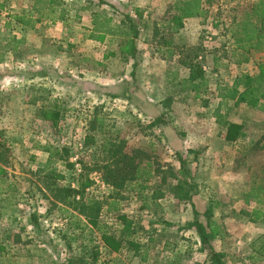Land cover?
Masks as SVG:
<instances>
[{"label":"rangeland","instance_id":"obj_1","mask_svg":"<svg viewBox=\"0 0 264 264\" xmlns=\"http://www.w3.org/2000/svg\"><path fill=\"white\" fill-rule=\"evenodd\" d=\"M59 1L64 20L50 0H0V264H209L188 225L194 209L205 223L209 205L211 244L225 264H264V96L261 108L220 96L264 63L257 50L238 63L230 33L257 0H212L177 29L178 0ZM101 9L113 23L128 13L143 25L135 58L119 38H87ZM195 51L202 82L183 81L180 59ZM149 93L161 101L146 105ZM112 145L130 171H146L122 188L93 169L114 165ZM183 178L195 185L189 200L167 188ZM56 185H82L84 199L102 201L99 220L117 250L82 217L75 225ZM112 198L117 211L107 210ZM123 216L132 221L127 238Z\"/></svg>","mask_w":264,"mask_h":264},{"label":"trees","instance_id":"obj_2","mask_svg":"<svg viewBox=\"0 0 264 264\" xmlns=\"http://www.w3.org/2000/svg\"><path fill=\"white\" fill-rule=\"evenodd\" d=\"M50 1L51 4L48 8L49 12H58L56 18L64 20L65 8L57 7L61 2L59 0ZM211 2L212 0H178L175 6L177 11V15L175 16L176 25L172 28L177 29L181 25L183 18L203 16L206 12L205 5L210 4ZM27 16L24 13H17L12 15V18L23 26L31 27L34 20ZM41 16L43 17V15H40V17H37L35 20H40ZM90 25L91 27L89 28L87 38L100 39L106 35L110 36V40L119 38V46L124 48L132 58L136 57V40L140 34V27L143 29V25L137 24L128 13H124L123 17L118 22L113 23L111 22V18L104 13L103 9H101L99 12L92 13ZM230 33L236 47L235 49L238 50L240 56V59L237 61L238 63L247 62L249 54L253 50L263 51L264 53V0H257L252 3L240 19L234 20L230 28ZM197 54L198 52L195 51L188 57L187 61L180 59L181 64L188 67L190 70L188 79L191 82L198 78L200 82H202L200 68L197 63L193 62ZM135 65L136 62L133 61V66ZM260 67L261 69L257 74L252 75L249 73H241L236 75L233 82L222 89L220 96L225 100H234L236 104L243 103L252 108H261L264 96V63H262ZM200 82L194 84L199 86L201 84ZM51 112L54 114V117L58 115L57 112ZM106 151L109 153V156L113 158L112 163H114V165L122 161V158L125 160L127 159L126 155L119 153V149L114 145L108 147ZM114 157H116V163L114 162ZM114 165H109L107 163L102 165L96 164L93 168L94 170H103V180L108 182L114 188H122L125 186L126 182H131L137 178L140 172L146 173L145 170L140 171L138 167H133L132 171H130L128 160H126L125 163H122L121 166ZM178 171L180 172V170ZM88 182L90 183L91 181L88 179ZM7 186L10 187V184ZM193 186L195 185L190 180L186 181V179L183 178V181L178 180L174 184L169 183L167 188L171 190V193L175 198L179 200H189L191 198ZM8 190L9 189L7 188L4 191L7 192ZM83 190L82 185L78 188L56 185L54 198L66 207L71 208L77 214L75 215L77 220L75 225L77 227H79L80 223L79 217H82L87 223L91 224L95 230L102 234V240L103 238L104 240L106 239V241L103 240L106 243L105 246L109 247L111 250H117L118 244L114 243L111 237H107V230L104 228L106 225L99 220L102 201L98 199H84ZM250 192L253 193L252 196L257 197L258 193L261 192V189L259 186L252 187ZM78 195L80 196L78 197ZM118 204L119 200L117 198H112L107 202V210L117 211ZM211 207V205L207 206L202 213L205 218V223L198 218L199 213L194 209V219L188 225L194 227L198 234L200 244H202V248L207 249L206 253L210 260L209 264H225L223 253L216 251L211 244V240L213 239L212 225L210 222ZM122 224V236L125 238L130 237L133 234V229L131 228L132 221L123 216ZM93 258L95 259L96 257Z\"/></svg>","mask_w":264,"mask_h":264},{"label":"crops","instance_id":"obj_3","mask_svg":"<svg viewBox=\"0 0 264 264\" xmlns=\"http://www.w3.org/2000/svg\"><path fill=\"white\" fill-rule=\"evenodd\" d=\"M173 54V53H172ZM184 68V67H182ZM184 70H186L187 72V75H186V78L183 79V81H188L189 82V79H188V74H189V70L187 68H184ZM150 72V74H155V72H158V70H154V69H148L147 73ZM168 74H170V71H168ZM154 76V75H152ZM151 76H147V78H150ZM147 89L148 90H153V88L151 87V83H147ZM148 100V101H147ZM161 101V99H159ZM158 98L155 99L154 96H152V94H146V105L150 106L152 105V102H156V101H159Z\"/></svg>","mask_w":264,"mask_h":264}]
</instances>
